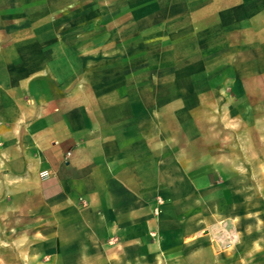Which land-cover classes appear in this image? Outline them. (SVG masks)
I'll list each match as a JSON object with an SVG mask.
<instances>
[{
  "label": "crops",
  "instance_id": "crops-1",
  "mask_svg": "<svg viewBox=\"0 0 264 264\" xmlns=\"http://www.w3.org/2000/svg\"><path fill=\"white\" fill-rule=\"evenodd\" d=\"M227 157L264 158V0H0V206L35 222L29 264H173V189L232 197Z\"/></svg>",
  "mask_w": 264,
  "mask_h": 264
},
{
  "label": "rangeland",
  "instance_id": "rangeland-1",
  "mask_svg": "<svg viewBox=\"0 0 264 264\" xmlns=\"http://www.w3.org/2000/svg\"><path fill=\"white\" fill-rule=\"evenodd\" d=\"M199 116L205 122L206 155L201 156L200 143L190 140V171L202 161L214 160V127L218 128L214 117L218 119V110L207 108ZM190 131L195 134L196 125H190ZM226 143L228 148H235V142ZM225 159L226 170H235L236 162L238 166L237 188H233L232 197L229 188L201 184L193 177L187 193L173 189L174 199L167 206L172 225L169 240L176 246L175 252L168 254L173 264H264V158ZM181 191L188 196L182 204L176 199ZM16 213L11 206H0V264L37 262L35 222L17 220Z\"/></svg>",
  "mask_w": 264,
  "mask_h": 264
},
{
  "label": "built area",
  "instance_id": "built-area-1",
  "mask_svg": "<svg viewBox=\"0 0 264 264\" xmlns=\"http://www.w3.org/2000/svg\"><path fill=\"white\" fill-rule=\"evenodd\" d=\"M46 175H47V172H46V171H43V172H42V176H46ZM154 212H157V207L154 208Z\"/></svg>",
  "mask_w": 264,
  "mask_h": 264
}]
</instances>
